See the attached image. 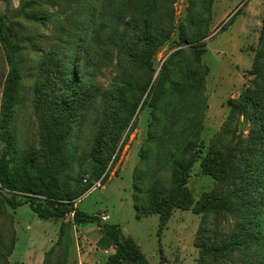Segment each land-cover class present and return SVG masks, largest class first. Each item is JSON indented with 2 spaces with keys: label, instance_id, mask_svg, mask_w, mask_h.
Masks as SVG:
<instances>
[{
  "label": "rangeland",
  "instance_id": "1",
  "mask_svg": "<svg viewBox=\"0 0 264 264\" xmlns=\"http://www.w3.org/2000/svg\"><path fill=\"white\" fill-rule=\"evenodd\" d=\"M194 2V12L203 13L199 0ZM21 6L22 0H0V126L6 114L9 77L17 70L20 79L16 88L18 102L10 122L14 144L8 155L9 165L20 175L24 159L32 154L46 173V184L61 197L54 200L41 183H34L29 192H13L20 202L13 208L6 203L11 192L0 188V264H42L46 252L58 242L60 229H64L62 245L70 246L66 264H105L116 250L115 242L107 234L111 227L122 239H131L141 254L139 259H123V264H199L205 252L200 247L198 234L203 215L193 206L203 192L215 186V179L201 169V159L225 124L231 109L229 100L240 99L253 78L255 54L264 49L263 35L261 39L264 0H212L210 4L209 19L203 26L208 35L202 40L201 54V61L207 67L206 108L199 132L200 150H196L185 183L192 202L188 207L172 209L163 226L158 214L138 218L134 207L136 172H140V182L146 184L145 187L154 176L161 175L166 181L170 176L167 171L158 170L157 150L147 141L152 107L142 102L138 105L107 159L101 162L88 157L103 104L100 99L90 100L81 116L78 113L69 125H60V116L67 113L64 104L68 102L66 88L59 83L61 74H58L65 54L55 53L54 25L51 22L32 24L24 18ZM190 6V0H175V26L186 22ZM42 10L51 18L61 17L56 5H44ZM187 28L192 34L195 26ZM31 36L40 39L35 41L36 46L27 42ZM18 39L24 42L21 49H16ZM178 48L176 28L154 56L153 78L166 57ZM114 71V66H108L95 79L101 87H106ZM159 117L162 124L156 126L158 136L165 133L166 124L162 112ZM236 127V135L248 137L247 121L240 118ZM236 135L233 142L237 140ZM54 137L62 138L66 144L57 145ZM5 144L0 137V155ZM71 196L75 198L68 200ZM28 200L50 213L64 211L56 217L41 218L31 210ZM74 211L83 212L94 220L79 224L74 219ZM230 218L228 223L217 227L216 223L210 224L209 217L211 239L215 234L219 238L222 231L228 234L238 230V219ZM67 234L69 239L64 243ZM97 234L109 239L106 247H97L101 238L98 243L91 242ZM251 240V243L241 244V249H235L231 256L213 264H260L256 261L260 244L256 237ZM10 246L12 251L8 255Z\"/></svg>",
  "mask_w": 264,
  "mask_h": 264
},
{
  "label": "trees",
  "instance_id": "2",
  "mask_svg": "<svg viewBox=\"0 0 264 264\" xmlns=\"http://www.w3.org/2000/svg\"><path fill=\"white\" fill-rule=\"evenodd\" d=\"M174 2L22 0L21 6L24 18L32 24L51 22L54 25L55 53L65 54L58 74H61L59 83L66 88L68 102L64 104L67 113L60 116V125H69L72 119L76 120L78 113L81 116L90 100L100 99L103 104L88 157L99 161L107 159L114 150L115 140L129 124L138 105L142 102L152 107L147 141L152 142L157 150L155 160L158 170H165L170 176L167 181L161 175L154 176L145 187L146 184L140 182V172H136L133 195L136 216L158 214L161 226L166 223L172 209L188 207L192 202L185 183L188 170L196 158V150H200L198 139L206 108L204 88L207 67L201 61V54L204 47L202 40L208 35L203 26L209 19L212 0H199L203 13H195V2L190 0L189 16L178 27L174 21ZM49 4L58 6L61 17L46 15L42 9ZM192 25L195 28L189 34L187 27ZM176 28L180 48L166 57L153 78L154 56ZM262 35L264 19L261 39ZM36 40L40 41L31 36L27 42L32 46ZM23 43L18 39L16 49H21ZM108 66H114V75L106 87H101L95 77ZM42 73L48 76L46 72ZM19 74L15 70L9 77L6 114L0 126V137L6 142L0 155V188L11 192L6 203L13 208L20 205L13 192H29L34 183H41L47 195L54 200L61 197L58 191L46 184V173L32 154L24 159L20 175L12 171L9 165L8 155L14 144L10 122L18 102L16 88ZM251 74L253 78L242 97L229 100L231 109L225 124L201 159V169L215 179V186L203 192L193 206L196 212L203 215L198 234L200 247L205 252L199 264H213L225 259L235 249H241V244L251 243L253 237L260 244L256 261L264 264V49L256 52ZM167 94L168 99L165 100ZM72 112L75 113L73 116L70 114ZM160 112L165 115L166 124L165 133L158 136L156 126L162 124ZM240 118L249 123L248 137L236 135V124ZM235 135L237 140L233 142ZM54 143L60 146L66 141L54 137ZM74 198L71 196L67 199ZM27 202L37 216L45 219L62 215L64 211L61 209L58 214L50 213L32 200ZM74 216L79 224L94 220L79 211H74ZM209 217L210 224L216 223L217 227L234 217L239 222L238 230L228 234L222 231L219 238L215 234L211 239ZM107 234L115 242L116 250L105 264H123V259L141 257L133 241L122 239L115 233L114 227ZM66 239H69L68 234L64 243ZM63 240L64 229H60L58 242L46 252L42 264H66L70 246L62 245ZM11 251L12 246L8 249V255Z\"/></svg>",
  "mask_w": 264,
  "mask_h": 264
},
{
  "label": "crops",
  "instance_id": "3",
  "mask_svg": "<svg viewBox=\"0 0 264 264\" xmlns=\"http://www.w3.org/2000/svg\"><path fill=\"white\" fill-rule=\"evenodd\" d=\"M84 231V230H83ZM99 238H101V236L99 234H97V236L95 237V240L94 241H91L93 244H95L96 242L98 243L99 241ZM101 244H99V246H97L98 248H102V247H106L108 245V241L109 239L107 237H103L101 238L100 240ZM98 251V250H97ZM98 253V252H97ZM91 259V258H90Z\"/></svg>",
  "mask_w": 264,
  "mask_h": 264
}]
</instances>
